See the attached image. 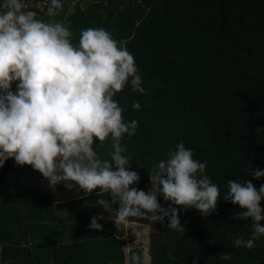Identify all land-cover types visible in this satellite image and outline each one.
<instances>
[{"label": "trees", "instance_id": "obj_1", "mask_svg": "<svg viewBox=\"0 0 264 264\" xmlns=\"http://www.w3.org/2000/svg\"><path fill=\"white\" fill-rule=\"evenodd\" d=\"M61 3L55 17L73 31L72 42L78 43L81 29L111 32L126 42L147 90L133 92L129 83L114 96L124 121H138L135 135L121 139L131 170L140 176L130 188L147 192L153 165L183 142L194 159L206 162L205 174L220 187L217 210L207 217L194 208L180 210L185 233L169 229L167 218L151 223L145 245L127 251L137 235L128 238L107 220L96 191L85 194L77 185L66 200L56 201L55 193L68 191L69 182L54 192L41 173L9 159L0 167V264H127L130 252L141 254L143 264H264V237L252 249L233 247L236 238L250 237L252 222L233 219L243 209L224 200L228 180L247 179L257 189L264 184V177L249 171L264 170V0ZM93 148L110 160L111 136ZM103 198L111 204L110 194ZM158 201L169 206L162 196ZM99 215L102 229H89ZM220 253L232 259L221 260Z\"/></svg>", "mask_w": 264, "mask_h": 264}, {"label": "clouds", "instance_id": "obj_2", "mask_svg": "<svg viewBox=\"0 0 264 264\" xmlns=\"http://www.w3.org/2000/svg\"><path fill=\"white\" fill-rule=\"evenodd\" d=\"M0 7V167L14 159L17 166L29 165L41 173L53 191L68 182L85 194L96 191L97 205L111 212L116 226L130 217L161 224L167 218L169 229L185 233L180 210L194 208L204 217L217 210L220 187L205 174L206 162L194 159L193 150L183 142L153 165L147 192L130 188L140 176L131 170L121 139L135 135L138 121H124V109L114 96L129 83L133 92L143 95L147 90L126 42L117 41L104 28H87L80 30L74 44L69 26L37 19L25 11L23 0H4ZM62 7L61 0H50L48 16ZM132 107L139 110L141 105L133 102ZM109 136L111 159L102 160L93 145ZM249 171L256 179L264 177V170L249 166ZM227 186L224 200L243 209L232 218L250 220L253 229L248 239L236 238L233 247L252 249L264 237L260 206L264 184L257 189L245 179L228 180ZM105 193L111 204L119 205L117 209L103 198ZM161 196L169 203L167 208L159 203ZM102 219L93 216L89 229L101 230L97 221ZM218 256L232 259L228 253ZM126 260L143 264L137 252H130Z\"/></svg>", "mask_w": 264, "mask_h": 264}, {"label": "rangeland", "instance_id": "obj_3", "mask_svg": "<svg viewBox=\"0 0 264 264\" xmlns=\"http://www.w3.org/2000/svg\"><path fill=\"white\" fill-rule=\"evenodd\" d=\"M73 10H75V6H71V9L69 10V12L67 14H70ZM53 19H55V15L51 16ZM37 18V17H36ZM57 22V21H55ZM13 91L16 90L15 88V83L13 84ZM69 184H71V188H68V191L63 192V193H55V200L56 201H62V200H66L68 195H70L71 193L69 192V189H74L76 188L77 185H74L73 182H69ZM53 191V190H52ZM72 191V190H70ZM54 192H57V188L55 189ZM75 198H79L78 195L74 196ZM83 205V204H82ZM113 210H115L116 208H113V206H111ZM107 220L114 222L113 219H111V212L108 211V217ZM115 223V222H114ZM151 223L145 220H142L140 218H136V217H130L127 223L121 224V225H117L119 226L120 230H124L125 235L130 238V236L133 234L134 236L137 235V239H135V242L132 243L131 245H128L126 247V250H129V247L131 246H137V245H145V243L147 242V236L146 234L149 232L148 229L150 230L151 227L150 226ZM132 235V236H133ZM148 260V259H147ZM149 261V260H148ZM148 261H146V264H150Z\"/></svg>", "mask_w": 264, "mask_h": 264}, {"label": "built area", "instance_id": "obj_4", "mask_svg": "<svg viewBox=\"0 0 264 264\" xmlns=\"http://www.w3.org/2000/svg\"><path fill=\"white\" fill-rule=\"evenodd\" d=\"M26 5L25 11H32L37 15L43 13L47 14V8L50 4V0H23ZM4 3V0H0V5ZM0 11H3V8L0 7Z\"/></svg>", "mask_w": 264, "mask_h": 264}, {"label": "crops", "instance_id": "obj_5", "mask_svg": "<svg viewBox=\"0 0 264 264\" xmlns=\"http://www.w3.org/2000/svg\"><path fill=\"white\" fill-rule=\"evenodd\" d=\"M35 15H36L37 19H41V20H43L45 22H55V21H57L56 18L53 19L51 16H49V17H43V16L37 15V14H35ZM57 22H59V21H57Z\"/></svg>", "mask_w": 264, "mask_h": 264}]
</instances>
